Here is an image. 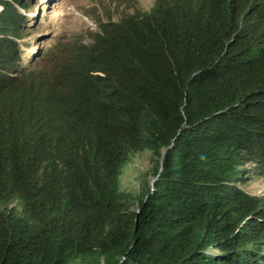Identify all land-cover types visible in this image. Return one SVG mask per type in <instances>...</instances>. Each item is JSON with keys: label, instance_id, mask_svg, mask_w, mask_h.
Instances as JSON below:
<instances>
[{"label": "trees", "instance_id": "1", "mask_svg": "<svg viewBox=\"0 0 264 264\" xmlns=\"http://www.w3.org/2000/svg\"><path fill=\"white\" fill-rule=\"evenodd\" d=\"M40 3L0 0V264H264V0H155L42 66Z\"/></svg>", "mask_w": 264, "mask_h": 264}, {"label": "rangeland", "instance_id": "2", "mask_svg": "<svg viewBox=\"0 0 264 264\" xmlns=\"http://www.w3.org/2000/svg\"><path fill=\"white\" fill-rule=\"evenodd\" d=\"M56 6L46 8L38 6L34 12L40 20L45 36L36 39V47L40 54L38 60L46 61L47 55L57 50V47L64 44L89 45L92 43V36L97 31V24L100 21L116 20L121 13H132L133 7L141 12H148L154 5L155 0H56ZM42 11V12H40ZM35 14V15H36ZM33 32V31H31ZM34 36H28L32 39ZM37 50V48H36ZM43 60L38 65L42 66ZM151 153H144L134 158L123 171L121 179L122 189L131 194L132 197H140L147 193V187L154 181L153 164ZM252 194L264 192V183L254 181L248 186Z\"/></svg>", "mask_w": 264, "mask_h": 264}, {"label": "clouds", "instance_id": "3", "mask_svg": "<svg viewBox=\"0 0 264 264\" xmlns=\"http://www.w3.org/2000/svg\"><path fill=\"white\" fill-rule=\"evenodd\" d=\"M56 3L57 1L56 0H41V3L40 5L46 8H53L52 6H56ZM38 5V6H40ZM37 6V7H38ZM37 7L35 9H37ZM35 9L32 11L34 12ZM42 12V11H40ZM36 13H33V16H32V20L33 22L36 24L35 27H32L31 30H29L28 32L30 33V36H34L36 33H34L35 31H43L44 30V27L42 26L40 20L38 19V15ZM32 15V14H30ZM33 31V32H31ZM41 36H45L44 39H48V37L46 36L45 32H39L36 36L32 37V39H28V36H26L27 38L25 40H22V44H25L26 46H28L26 49V57L28 58L29 57H32L30 60L33 62H36L37 64H39L40 61H42L43 59H41L40 61L38 60V57L39 54H40V51H38V47H36V39H38V37H41ZM25 47V46H24ZM37 48V50H36Z\"/></svg>", "mask_w": 264, "mask_h": 264}]
</instances>
